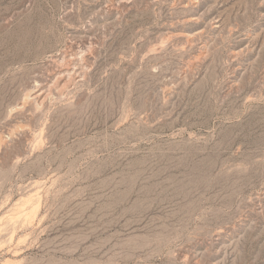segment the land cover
Masks as SVG:
<instances>
[{"label": "rangeland", "instance_id": "374dc122", "mask_svg": "<svg viewBox=\"0 0 264 264\" xmlns=\"http://www.w3.org/2000/svg\"><path fill=\"white\" fill-rule=\"evenodd\" d=\"M0 264H264V0H0Z\"/></svg>", "mask_w": 264, "mask_h": 264}, {"label": "bare ground", "instance_id": "6f19581e", "mask_svg": "<svg viewBox=\"0 0 264 264\" xmlns=\"http://www.w3.org/2000/svg\"><path fill=\"white\" fill-rule=\"evenodd\" d=\"M77 51H78V50H77ZM78 54H79V53H78ZM82 54H83V53H82ZM83 57H84V56H83ZM65 58H66V57H65ZM65 58H64V59H65ZM75 61H76V60H75ZM69 62H70V61H69ZM70 66H71V65H70ZM74 67H75V66H74ZM67 75H68V74H67ZM60 76H62V75H60ZM58 77H59V76H58ZM57 79H58V78H57ZM57 79H56V80H57ZM63 79H64V78H63ZM63 79H62V80H63ZM56 83H57V82H56ZM37 99H38V97H37Z\"/></svg>", "mask_w": 264, "mask_h": 264}]
</instances>
